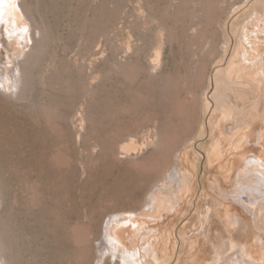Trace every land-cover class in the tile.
I'll return each mask as SVG.
<instances>
[{"label": "rangeland", "instance_id": "374dc122", "mask_svg": "<svg viewBox=\"0 0 264 264\" xmlns=\"http://www.w3.org/2000/svg\"><path fill=\"white\" fill-rule=\"evenodd\" d=\"M22 2L40 34L34 49H26L34 58L27 64L32 77L21 71L28 85L22 98L0 93V234L10 264H119L111 254L102 260L108 216L142 211L151 190L175 169L194 175L195 198L150 222L157 233L147 229L136 242L142 253L147 242L158 243L160 260L152 257L150 264H232L234 236L251 245L259 235L264 240L247 212L227 227L229 216L217 212L225 202L213 194V184L230 187L224 175L235 171L236 159L225 149L255 126L264 133V109L258 107V119L245 113L224 122L215 99L205 103L215 82L225 108L238 103L239 83L230 81L228 70L242 64L243 44L264 47V0ZM171 136L179 143L168 154L165 139ZM248 139L254 150L246 156H263L264 141L255 134ZM214 141L220 152L209 158ZM129 144L136 153L122 149ZM167 155L172 170L156 169ZM85 229L83 244L77 236Z\"/></svg>", "mask_w": 264, "mask_h": 264}, {"label": "bare ground", "instance_id": "6f19581e", "mask_svg": "<svg viewBox=\"0 0 264 264\" xmlns=\"http://www.w3.org/2000/svg\"><path fill=\"white\" fill-rule=\"evenodd\" d=\"M23 3L24 2H22V0H0V93L2 92L3 94L9 95V96L17 95L21 97L23 94L22 90L23 89L25 90L23 86L25 85L28 86L27 84H25L26 78L24 75H22L21 71L23 72L27 71L26 73L31 74L27 64L34 57H32L33 54H30L29 51L32 50L35 44H37L35 43L37 41V35L40 34L39 33L40 29L38 25L35 23L33 19L34 17L32 18L31 14H29V12L24 8ZM168 27L166 28L168 29ZM260 32H264V31H260ZM161 43H163V40ZM254 43L255 44H252V45H250L251 43L249 45L243 44L244 51H242L241 53L242 59L239 60L240 62H242V64L239 65L238 67L229 68L228 70L230 81L231 82L235 81L239 83V84L234 85V88L237 91V95H238L237 96L238 103H236L235 106H230L228 108H225L223 104L224 102L220 98H217L218 88L220 87V84L217 82H215L216 89H214V92L212 90H209L207 91V94L205 95L206 96L205 103L206 102L210 103L212 98L215 99L213 100V102L215 103L214 106H216L219 111L223 112L224 122L228 120H234L236 118L238 119L240 115L245 114V113L247 114V116H249L250 120L254 118L258 119V115H257L258 107L259 109H261V111H263L264 109V104L260 105V100L262 97L261 93L262 94L264 93V47L261 48L260 45H256L259 43H256V42ZM27 48L29 49V51L26 50ZM161 48H158L157 52L155 53L154 60H156L157 63L158 61L160 62L159 59L162 58L160 57L161 53L163 52L161 51ZM3 54H5L4 57H3ZM2 63H3V66L1 65ZM31 66H33V64ZM221 66L222 64H219V62L217 63V66H215V69L213 72V74H215V78L220 73ZM25 67L28 69L26 70ZM242 67H243V70L240 72ZM152 69H154V67ZM157 70H159V68ZM155 72L157 73V71ZM29 76L32 77V74ZM27 81L29 82L30 80H27ZM223 85H225V83L222 82L221 86ZM19 89H20V92H18ZM168 94L170 95V93ZM23 98L25 99V97ZM175 98H178V97H175ZM255 99H257V103ZM172 100H175V99H172ZM170 102L168 101L169 104ZM208 106L209 108L207 107L206 115L208 114L209 110H211L210 104ZM255 110L256 112H254ZM178 111H180V113L184 112L185 106L180 105V107L178 108ZM171 113H174V112H171ZM82 114H84V112H82ZM85 116L82 115L81 117H85ZM85 119L83 118L81 120L83 121ZM206 121L203 125L205 130L208 125ZM219 124L220 122L216 124L217 129L219 128ZM224 127L226 126L224 125ZM158 129L159 128H157V130ZM253 129L255 130L251 131L252 130L251 129L249 132L250 134H246L244 132H242L241 135L237 134L236 137L233 138V141L231 142V147L225 149V152H230V154L234 156L233 157L234 160L236 159L235 163L231 165V167L235 166V169H234L235 171L233 175L230 173L231 176L227 177V173H225L226 175H224V177H226L225 179L228 178L227 182L229 183L230 187L224 188L221 183L213 184V186L215 187L213 194L218 191V193H215L216 196H219L220 199L224 200L223 202H225L224 204L225 208L223 209L222 207V209H219L217 212L219 214L223 213L229 216V219H227L226 222L224 223L226 224L227 227H234L240 224L239 221L236 222L235 220H239V218L243 216L242 215L243 212H247L250 214V216L254 217L255 221L258 224V229L264 233V157H263L264 154L263 156L261 155L262 153L260 155H256V154L253 156L249 155L250 157L246 156L248 154V151L250 152V150H254L253 144H251L253 143V141L251 139L249 140L248 137L251 134H255V137L260 139L259 141H264V133L258 134L256 126ZM158 131L157 133H160ZM225 132L226 131L224 130L221 133H225ZM171 134H173L172 131H171ZM156 135L160 136L161 133L156 134ZM177 140L178 139L176 136H173V137L171 136L169 137V139H165V143L167 144L166 148L168 149V154H171L177 151L178 143H179ZM122 149L125 150L128 154L136 153L137 151V148L133 144L123 146ZM231 149H233V151H231ZM219 150L220 148L216 146V142L214 141L212 143L211 150H209L207 156L210 158L212 153L214 154L215 152ZM60 153L59 155H61ZM177 157L178 158L180 157V160L183 163L182 155L179 154ZM57 160L58 158L56 156L55 161L57 162ZM61 160H64V159L61 157ZM154 167L156 169L165 167L166 169L169 170L168 172H170L172 169H171V164L169 161V156L167 155L164 161H157ZM142 168L144 170L147 169L146 166ZM144 170L142 171L144 172ZM230 171L231 170H229V172ZM220 172H222V170L219 171L217 175H220ZM166 175L167 176L165 177V179L162 178L163 176L160 177L164 180H160L161 182L155 185L153 191L151 190L152 193L149 192L150 197L147 199V202L143 206L144 209L142 211L140 212L133 211L132 209L131 211H127V212H119V213L115 212L111 215L109 214L110 216H108L109 219L105 227V230H106L105 238L102 244L106 252L102 260H104L107 257V254H111L113 257L112 261L114 262L115 260L116 263L119 262V264H150V259L152 257L155 258V260H160V252H159V249L157 250L158 243H151V241L147 242V247L145 248V250H143L144 252L142 253V250L136 247L137 246L136 242L141 239L142 235H145L147 233L145 232V230L149 229V231H151V234H152V232L154 231L153 229L155 227L154 226L151 227L154 224L151 225L150 222H154L158 219L163 218L165 214H168L170 212L172 213L173 210H175L176 212L180 211V209L184 207V203L193 204V201L195 198V195H194L195 189H194V186L191 185V182H193L192 179L194 175L190 176L186 174L185 172L180 173L178 169H175L174 171H171L169 174H166ZM221 175H223V173ZM217 177H220V176H217ZM214 178L215 176L213 177V180L215 181ZM208 181H210V179H208ZM218 182H219V179H218ZM222 182L225 183V186H226V182L224 180ZM0 192H1V189H0ZM233 201L234 202L236 201L237 204H234ZM2 202H0V204ZM209 210L206 213L207 214L206 217L208 216V218H209V215H208ZM180 215L181 214H179L178 216ZM171 216L173 217V215ZM165 219H168V216ZM160 224H163V223H160ZM160 224L159 226L161 227ZM88 230L87 231L83 230V232L80 233V237L78 238L77 236V240L79 239L81 242H83V244L87 243L85 241L87 240ZM155 233H157V231ZM235 237L237 236H234V238ZM156 238L155 240L157 241ZM234 238L232 239V243L230 244L232 248H238V250L235 252V255H237V257L236 259H232V264H264V240L262 239L261 235H259L258 237L259 243L254 244V245L249 244L247 239L241 240L240 238L237 237L238 238L237 239L238 241H237ZM142 239H144V237ZM3 241H5V238H3L2 240V235H1L0 236V264H10L11 259L10 260L7 259L8 254L6 253L8 252L6 251L7 248L5 247L6 243H4ZM76 243L78 244V242ZM8 245L6 246L8 247ZM138 247H141V245ZM252 248H254L255 250H251ZM254 252L256 253V256L252 257L251 253H254ZM239 254L242 255V258L241 256H239ZM9 256L11 255L9 254Z\"/></svg>", "mask_w": 264, "mask_h": 264}]
</instances>
